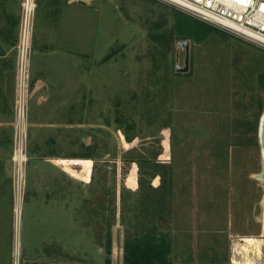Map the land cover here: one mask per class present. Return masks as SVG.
<instances>
[{
  "label": "rangeland",
  "instance_id": "obj_1",
  "mask_svg": "<svg viewBox=\"0 0 264 264\" xmlns=\"http://www.w3.org/2000/svg\"><path fill=\"white\" fill-rule=\"evenodd\" d=\"M35 3L28 106L39 47H58L57 31L44 29L45 22L51 15L56 28L60 16L61 32L69 35L67 47H77V60L51 58L48 74L77 78V172L67 178L28 156L25 187L20 194L15 189L17 36L0 71L1 120L12 122L1 127L11 144L0 152V264L38 262L48 243L64 253L65 264H105L109 227L111 264H123L127 226L136 224V211L143 208L153 212L143 222L156 221L172 233L175 258L264 264V180L257 177L264 50L215 25L202 42L183 39L173 31L170 6H175L161 0ZM180 41L190 42L186 73L177 70L185 61V49L177 50ZM29 115L30 108L24 124L27 148ZM237 139L243 148L235 146ZM138 158L142 171L132 160ZM152 161L171 170L166 219L158 218L164 210L154 193L164 176H150ZM141 178L151 181L147 199Z\"/></svg>",
  "mask_w": 264,
  "mask_h": 264
},
{
  "label": "crops",
  "instance_id": "obj_2",
  "mask_svg": "<svg viewBox=\"0 0 264 264\" xmlns=\"http://www.w3.org/2000/svg\"><path fill=\"white\" fill-rule=\"evenodd\" d=\"M20 3L21 0H0V71L5 64V60L2 59H5L7 53L13 50L17 41L20 24ZM71 6L77 7V5ZM64 7H67V5L65 4ZM57 19V26L54 28L56 21L50 15L48 21L45 22L44 29L48 26L53 33L54 29L57 31L58 47H39L40 63L34 71L31 69L33 73L30 92L32 106L29 107L30 138L27 149L29 159L33 163L37 165L46 164L53 172H60L64 177H67V175L72 177L73 173L76 174L77 172V78L55 74L49 75L48 68L51 66L50 62H53L51 58L64 61L77 60V47H67L66 42L69 41V35L61 32V17L58 16ZM8 37L11 40L8 41ZM6 44H9L11 48L4 47ZM57 60H54V62H57ZM11 82L12 79L10 84ZM3 84L4 81L0 75L1 153L4 150L3 145L11 144L9 140L11 136L6 131L2 132L1 127L12 125L9 120H1ZM12 89L13 87L10 93L13 96ZM7 115L12 117V110ZM84 159L87 160L88 158ZM88 161L92 160L89 159ZM42 170V168H39L38 181L44 178ZM42 188L44 190V187ZM44 252V259L38 262L31 260L27 264H65V255L60 253L57 245L48 243Z\"/></svg>",
  "mask_w": 264,
  "mask_h": 264
},
{
  "label": "built area",
  "instance_id": "obj_3",
  "mask_svg": "<svg viewBox=\"0 0 264 264\" xmlns=\"http://www.w3.org/2000/svg\"><path fill=\"white\" fill-rule=\"evenodd\" d=\"M218 26L264 50V0H161ZM35 0H24L17 44V89L15 102V136L12 155L13 182L20 194L25 187L27 132L24 130L29 110V69L31 37L34 28Z\"/></svg>",
  "mask_w": 264,
  "mask_h": 264
},
{
  "label": "trees",
  "instance_id": "obj_4",
  "mask_svg": "<svg viewBox=\"0 0 264 264\" xmlns=\"http://www.w3.org/2000/svg\"><path fill=\"white\" fill-rule=\"evenodd\" d=\"M172 13L175 16V22L173 24V31L176 34H179L183 39H194L197 42L204 41L209 32L213 29L217 30V28L201 19H198L190 14L176 8L170 6ZM20 23V22H19ZM260 82L264 83V75L260 77ZM258 119L256 120L257 124ZM245 125V124H244ZM258 125V124H257ZM246 128V126H245ZM243 137V136H242ZM245 138V137H244ZM248 140V139H246ZM235 146L239 148H243L245 144L240 139H237L235 142ZM236 153V152H235ZM88 159H93L90 157H86ZM133 161H137L140 166L141 171L143 170V161L138 158L132 159ZM148 163V162H146ZM160 164V163H159ZM156 161L150 162V176H155V174H162L164 178H162V186L160 188H153L154 193H156L158 197V205L159 209L164 210V213L160 215L158 218L166 219L165 214L169 213L170 208L167 202L166 194L167 191L169 193L172 192L173 183L170 180V177L167 179L168 170L166 165L162 163L159 165ZM151 181H146L144 179H140V188L145 190V199L151 195L152 193L149 189ZM169 183V184H168ZM124 195V194H123ZM124 202V198H123ZM149 203H152L148 200ZM143 205V204H142ZM137 207L135 208V210ZM145 211V215L143 212ZM161 212V210H160ZM136 215L137 222L136 224L127 226V233L125 235L124 244H123V264H200V263H192L185 260H180L179 258H175L174 256V240L172 233L168 232L164 229L163 226L159 225L156 221L147 225L143 220L145 217L151 216L153 212L144 209ZM113 249V239L111 228H108V231L105 235L104 242V250H105V264H111V255ZM213 264H227L224 262L221 263H213Z\"/></svg>",
  "mask_w": 264,
  "mask_h": 264
},
{
  "label": "water",
  "instance_id": "obj_5",
  "mask_svg": "<svg viewBox=\"0 0 264 264\" xmlns=\"http://www.w3.org/2000/svg\"><path fill=\"white\" fill-rule=\"evenodd\" d=\"M181 47L185 49V61H184V67H181L179 65V62L177 63V70L179 72H188L190 68V63H189V49H190V42L189 41H180L177 44V50ZM259 142L261 146V153H262V165H261V171L259 174H257L258 179L264 180V112L260 118V123H259ZM262 206L264 209V197L262 200ZM263 233H264V210H263Z\"/></svg>",
  "mask_w": 264,
  "mask_h": 264
}]
</instances>
